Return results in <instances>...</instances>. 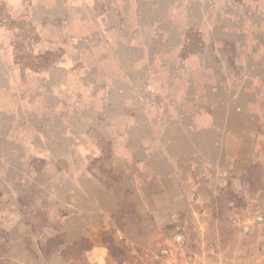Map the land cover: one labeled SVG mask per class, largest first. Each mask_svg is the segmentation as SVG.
Segmentation results:
<instances>
[{"label":"rangeland","instance_id":"1","mask_svg":"<svg viewBox=\"0 0 264 264\" xmlns=\"http://www.w3.org/2000/svg\"><path fill=\"white\" fill-rule=\"evenodd\" d=\"M3 1L0 264H264V0Z\"/></svg>","mask_w":264,"mask_h":264},{"label":"trees","instance_id":"2","mask_svg":"<svg viewBox=\"0 0 264 264\" xmlns=\"http://www.w3.org/2000/svg\"><path fill=\"white\" fill-rule=\"evenodd\" d=\"M6 19V4L3 0H0V26L4 24V21ZM61 236H57L55 238H52L48 241V243L42 248V253L46 258H50L51 256L55 255L57 252L60 251V244L54 245L53 242L59 239ZM106 242H108V248L110 249L113 256L116 258V260L119 261L118 264H122L124 262V259H122L123 253L121 252V247L119 245H115L113 243L112 239H105ZM30 253L32 252L31 249H29ZM125 257V256H123Z\"/></svg>","mask_w":264,"mask_h":264},{"label":"crops","instance_id":"3","mask_svg":"<svg viewBox=\"0 0 264 264\" xmlns=\"http://www.w3.org/2000/svg\"><path fill=\"white\" fill-rule=\"evenodd\" d=\"M62 4L74 5V6H78V5L85 6V5L96 4V0H91V1L90 0H74L72 2H68V1L66 2V1H64V2H62ZM57 75H59V74H57ZM9 88H11V86H9ZM9 88H8V90H9ZM111 95H112L111 97H108V103H110L111 106H112V103H114V104L115 103L116 104L120 103L121 104L124 100L126 101V96L125 95H128V89L127 90L126 89L124 90L122 88H115V89H113L111 91ZM228 157H229V159H232V160L235 159V158L237 160L238 159L240 160L241 158L246 157V154H243L242 151H241V149L239 147H237V149L230 156H228Z\"/></svg>","mask_w":264,"mask_h":264},{"label":"bare ground","instance_id":"4","mask_svg":"<svg viewBox=\"0 0 264 264\" xmlns=\"http://www.w3.org/2000/svg\"><path fill=\"white\" fill-rule=\"evenodd\" d=\"M247 93V92H246ZM251 93V92H250Z\"/></svg>","mask_w":264,"mask_h":264}]
</instances>
